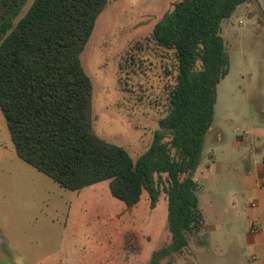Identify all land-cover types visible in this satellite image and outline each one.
<instances>
[{"label":"rangeland","instance_id":"374dc122","mask_svg":"<svg viewBox=\"0 0 264 264\" xmlns=\"http://www.w3.org/2000/svg\"><path fill=\"white\" fill-rule=\"evenodd\" d=\"M33 1L26 0L15 21ZM174 1L109 0L81 54L93 82L95 131L134 158L148 149L167 112L174 54L151 34ZM222 34L230 69L218 85L213 128L195 173L208 224L211 186L226 191L228 200L240 199L236 185L247 172L242 159L251 148L238 147L237 135L251 132L264 139V14L258 4L238 8ZM232 209L216 235L201 237L199 248L193 246L199 237L191 235L195 250L175 264L230 262L235 241L229 240L230 224L223 223L240 221L244 211L239 204ZM0 237V250L14 264H149L153 251L171 241L166 194L162 191L152 208L144 191L129 207L112 195L108 180L78 191L61 187L18 157L0 109ZM232 255L238 262L236 250Z\"/></svg>","mask_w":264,"mask_h":264},{"label":"trees","instance_id":"16d2710c","mask_svg":"<svg viewBox=\"0 0 264 264\" xmlns=\"http://www.w3.org/2000/svg\"><path fill=\"white\" fill-rule=\"evenodd\" d=\"M25 2L0 0V109L16 154L72 191L108 180L129 207L147 191L155 208L163 191L171 241L149 264H175L205 223L194 174L230 69L222 25L257 0H175L155 24L151 38L173 52L175 79L137 158L95 131L93 82L81 61L109 0H34L15 21Z\"/></svg>","mask_w":264,"mask_h":264},{"label":"crops","instance_id":"0c3cea01","mask_svg":"<svg viewBox=\"0 0 264 264\" xmlns=\"http://www.w3.org/2000/svg\"><path fill=\"white\" fill-rule=\"evenodd\" d=\"M248 4L250 3H245L239 8ZM257 4L261 13L264 14V0H257ZM212 128L213 126L210 127L209 130ZM237 136L238 139L236 145H238V147L242 146L245 148H251L250 154L244 156L245 159H242L243 162L248 164L247 172L241 177L236 185L237 190H239L240 193V199L237 201L234 197L231 200H228L226 191L220 189L216 190V188L214 189L215 185H210L211 191L214 193V197L210 200L212 209L211 216L213 219H211L209 224L205 220L200 233L193 234L199 237L197 243L193 246L199 248L202 245L201 237L206 233L213 234V236L216 235V233L220 231L219 227L222 223V217L230 214L231 210H233L232 207L238 208L239 204L244 208L240 221L228 222L227 220L226 223H223L225 225L230 224L228 230L229 240H231V242L235 241L234 248H231V254H229L227 258L230 262H227V264H264V139L251 132H245ZM260 152L262 153V156L258 155ZM199 167L200 165L198 168ZM224 177L226 181H229L227 174H224ZM210 183H212L211 177ZM199 186L201 189L200 183ZM252 201H256V206H251ZM253 225H257L259 231L252 232L251 228ZM1 242L0 237V243ZM193 246L189 239V246L186 249V252L178 257L177 260L181 258L185 259L187 255H191L189 249L195 250ZM232 249L236 250L238 253L239 263L234 261ZM0 264H14V262L8 258L2 250H0Z\"/></svg>","mask_w":264,"mask_h":264},{"label":"built area","instance_id":"2783aa9c","mask_svg":"<svg viewBox=\"0 0 264 264\" xmlns=\"http://www.w3.org/2000/svg\"><path fill=\"white\" fill-rule=\"evenodd\" d=\"M241 22H242V21H241ZM256 204H257L256 201H252V202H251V206H256ZM251 229H252V230H251L252 232H257V231H259V227H258L257 225H253Z\"/></svg>","mask_w":264,"mask_h":264}]
</instances>
